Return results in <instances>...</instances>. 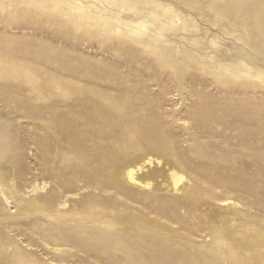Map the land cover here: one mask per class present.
<instances>
[{
    "label": "rangeland",
    "instance_id": "rangeland-1",
    "mask_svg": "<svg viewBox=\"0 0 264 264\" xmlns=\"http://www.w3.org/2000/svg\"><path fill=\"white\" fill-rule=\"evenodd\" d=\"M0 264H264V0H0Z\"/></svg>",
    "mask_w": 264,
    "mask_h": 264
},
{
    "label": "bare ground",
    "instance_id": "bare-ground-1",
    "mask_svg": "<svg viewBox=\"0 0 264 264\" xmlns=\"http://www.w3.org/2000/svg\"><path fill=\"white\" fill-rule=\"evenodd\" d=\"M172 173H173V172H172ZM172 173H171V174H172ZM129 176H130L132 179H133V177H134L132 172L129 173Z\"/></svg>",
    "mask_w": 264,
    "mask_h": 264
}]
</instances>
